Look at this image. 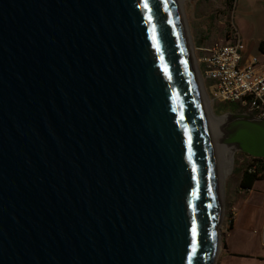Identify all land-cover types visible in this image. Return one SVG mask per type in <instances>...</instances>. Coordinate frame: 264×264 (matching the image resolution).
I'll list each match as a JSON object with an SVG mask.
<instances>
[{"label":"water","instance_id":"1","mask_svg":"<svg viewBox=\"0 0 264 264\" xmlns=\"http://www.w3.org/2000/svg\"><path fill=\"white\" fill-rule=\"evenodd\" d=\"M192 58L174 0H0V264H214ZM230 116L264 158V120Z\"/></svg>","mask_w":264,"mask_h":264},{"label":"rangeland","instance_id":"2","mask_svg":"<svg viewBox=\"0 0 264 264\" xmlns=\"http://www.w3.org/2000/svg\"><path fill=\"white\" fill-rule=\"evenodd\" d=\"M184 14L187 19L188 32L191 37L190 53L192 55V60L198 73L200 74V80L202 83V89L206 98L210 102L212 113L219 118L232 115H248L243 110L238 113L233 109L225 113H220L217 106L220 102H212L210 97V87L209 84L204 80V77L199 71L198 58L200 53L194 48L193 43L197 35L200 32L208 34L212 39H217L220 37H225L230 40H234L235 36L233 25H238V29L242 33V37L245 39L243 43L245 46L244 55L251 54L255 57L261 58L262 54L257 49L256 38L261 34L264 27V21L261 16L264 17V1L262 0H233L231 8L226 3L225 0H185L184 2ZM229 8V11L227 10ZM229 24V25H228ZM230 26V28L227 27ZM226 29V30H225ZM232 32V34H231ZM200 89V87H199ZM249 116V115H248ZM249 160V157L239 150L234 151V160L232 163V170L230 172H225L224 177H222V217L220 221V226L218 227L219 244H222L223 236L229 227L228 223V208H229V197L235 192L238 186L237 177L235 170L239 167L244 166ZM235 169V170H234ZM219 184V183H218ZM217 260V257H216Z\"/></svg>","mask_w":264,"mask_h":264},{"label":"built area","instance_id":"3","mask_svg":"<svg viewBox=\"0 0 264 264\" xmlns=\"http://www.w3.org/2000/svg\"><path fill=\"white\" fill-rule=\"evenodd\" d=\"M239 41L200 48L199 71L211 89L212 102L234 104L256 120H264V65L255 55L244 59ZM250 173L264 182V158L249 157ZM254 159H258L256 161Z\"/></svg>","mask_w":264,"mask_h":264},{"label":"crops","instance_id":"4","mask_svg":"<svg viewBox=\"0 0 264 264\" xmlns=\"http://www.w3.org/2000/svg\"><path fill=\"white\" fill-rule=\"evenodd\" d=\"M261 17L264 21V17ZM231 26L234 30L233 34L231 32L235 36L234 40L227 39L225 33L223 38L212 39L208 34L200 32L193 43L194 48L199 52L200 48H209L216 43L227 45L239 41L243 47L240 53L244 59H248L251 54L243 53L245 39L238 25L232 23ZM256 41L257 46L264 41V27ZM258 61L263 67L264 55L258 58ZM244 167L245 164L235 170L238 186L229 197V227L223 236L214 264H264V182L259 180L252 189L242 190L239 187V177Z\"/></svg>","mask_w":264,"mask_h":264},{"label":"bare ground","instance_id":"5","mask_svg":"<svg viewBox=\"0 0 264 264\" xmlns=\"http://www.w3.org/2000/svg\"><path fill=\"white\" fill-rule=\"evenodd\" d=\"M176 5V10L178 12V15L180 17V20L182 21V26L185 31L186 37H187V44L188 48L191 50V37L188 32V26H187V19L184 14V2L185 0H174ZM194 65V62H193ZM195 69L196 66L194 65ZM196 77L197 81L200 87V97L203 103V113L205 117V121L207 124V131L209 133L210 138V149L213 155V165H214V171L216 175V180L218 181V185L220 188V191L222 193V177H224L225 172H230L232 170V163L234 160V151L236 150V146L233 144H229L227 132H230L235 130L234 128L236 126H233L232 121L237 120L234 116H225L222 118L216 117L212 111H211V105L208 99L206 98V95L204 94V91L202 89V83L199 77V73L196 69ZM242 122L247 121L246 118H240ZM238 128V127H237ZM236 128V129H237Z\"/></svg>","mask_w":264,"mask_h":264},{"label":"trees","instance_id":"6","mask_svg":"<svg viewBox=\"0 0 264 264\" xmlns=\"http://www.w3.org/2000/svg\"><path fill=\"white\" fill-rule=\"evenodd\" d=\"M225 1L229 5V8H231V4L233 3V0H225ZM229 8L227 9L228 11H229ZM228 25H227V27H228ZM228 28H230V26ZM257 49L262 55H264V41L258 44ZM217 108H218L220 113H225V112L229 111V109H233L234 111H237V113L239 112V109H237V106L234 104H218ZM248 157H250V156H248ZM254 160L259 161L258 159H254ZM248 161L246 162L243 170H241V177H239V187L245 191L252 189L253 185L257 181L260 180L259 179L260 177L258 176L257 172L256 173H252V172L249 173L247 171V167H249L251 165V164H249Z\"/></svg>","mask_w":264,"mask_h":264}]
</instances>
